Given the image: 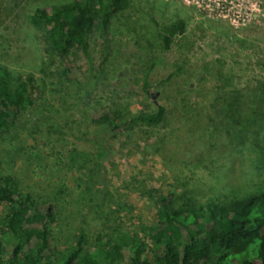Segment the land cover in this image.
I'll return each mask as SVG.
<instances>
[{"label":"rangeland","instance_id":"rangeland-1","mask_svg":"<svg viewBox=\"0 0 264 264\" xmlns=\"http://www.w3.org/2000/svg\"><path fill=\"white\" fill-rule=\"evenodd\" d=\"M68 1L21 0L0 21V61L18 77L31 74L38 87L34 104L20 114L21 126L0 133V175H13L21 190L56 204L57 250L81 236L91 254L109 250L155 222L156 204L169 192L229 202L264 191V131L256 145L250 133L243 142L229 139L235 120L253 108L264 122L257 89L264 81V0H131L112 18L105 40L95 25L88 53L73 49L63 62L48 55L43 31L27 17L35 6ZM141 6L163 23L185 20L169 52L162 53ZM178 64L186 71L166 80ZM218 66L230 77L226 90L208 76ZM234 94L236 112L226 107ZM158 105L167 108V119L154 128L114 131L93 120L106 111L134 114ZM195 110L207 114L216 137L185 132L183 121ZM98 142L106 148L99 161ZM101 184L105 195L94 201Z\"/></svg>","mask_w":264,"mask_h":264},{"label":"trees","instance_id":"trees-1","mask_svg":"<svg viewBox=\"0 0 264 264\" xmlns=\"http://www.w3.org/2000/svg\"><path fill=\"white\" fill-rule=\"evenodd\" d=\"M20 3L21 0L0 2V21L11 16ZM130 3L131 0L48 3L35 6L27 18L31 25L43 31L48 55L66 62L73 49L88 53L89 36L95 25L105 40L112 18ZM140 10L160 37L162 53L169 52L184 34L185 20L177 17L163 23L151 7L141 6ZM178 46L182 47L180 41ZM184 71L183 65H175L165 79L170 80ZM11 72L0 61V133L10 127L21 126L20 114L34 104L38 88L31 74L18 77ZM209 72L208 76L219 83V89L226 90L230 77L222 67H214ZM64 74L70 80L68 65L64 66ZM206 78L201 76L199 79ZM71 80L75 81L74 78ZM147 86L145 79L144 90ZM188 87L193 86L188 84ZM257 89H261L263 97L264 81ZM237 94L226 103V107L234 112L239 102ZM203 113L195 110L183 121V125L187 122L185 132L197 133L202 138L216 137V129L209 128L207 114ZM261 115L264 117V112ZM261 117L253 108L250 114L236 119V131L229 135V139L243 142L249 139L247 134L250 133L251 141L256 145L261 134L264 137ZM166 119L167 108L164 105H158L151 112L123 115V112L115 110L93 118L106 123L114 131L125 127L154 128ZM98 145L101 149L97 157L99 161L106 148L99 142ZM96 177L99 182L103 181L98 172ZM105 190L101 184L93 200L99 201ZM156 206L155 222L142 224L133 234L115 240L109 250H97L91 254L85 249L83 236L74 245L57 250L53 235L56 204L50 200H39L31 192L21 190L13 175H0V264H264V191L229 202L212 196L199 201L169 192L159 198Z\"/></svg>","mask_w":264,"mask_h":264},{"label":"built area","instance_id":"built-area-1","mask_svg":"<svg viewBox=\"0 0 264 264\" xmlns=\"http://www.w3.org/2000/svg\"><path fill=\"white\" fill-rule=\"evenodd\" d=\"M220 11H222V9Z\"/></svg>","mask_w":264,"mask_h":264}]
</instances>
